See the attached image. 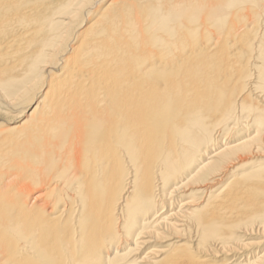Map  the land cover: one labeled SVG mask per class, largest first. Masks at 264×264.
Instances as JSON below:
<instances>
[{"label": "bare ground", "instance_id": "1", "mask_svg": "<svg viewBox=\"0 0 264 264\" xmlns=\"http://www.w3.org/2000/svg\"><path fill=\"white\" fill-rule=\"evenodd\" d=\"M263 156L264 0H0V264H264Z\"/></svg>", "mask_w": 264, "mask_h": 264}, {"label": "rangeland", "instance_id": "2", "mask_svg": "<svg viewBox=\"0 0 264 264\" xmlns=\"http://www.w3.org/2000/svg\"><path fill=\"white\" fill-rule=\"evenodd\" d=\"M24 120V119H23ZM22 119H16V120H11V123L12 125H16L20 122L23 121ZM18 122V123H16ZM253 159H249V161H251ZM254 160L256 161V164H259V165H264V156L263 157H256L254 158ZM250 242H254V243H257L258 241H260V238L258 237H253L249 240ZM258 249H263L264 250V244L261 245V247H258ZM219 259H214V261H218Z\"/></svg>", "mask_w": 264, "mask_h": 264}]
</instances>
